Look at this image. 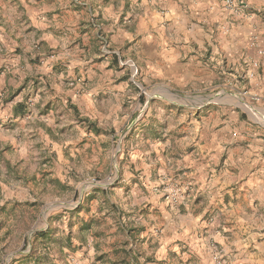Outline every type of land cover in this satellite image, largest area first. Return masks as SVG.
Returning <instances> with one entry per match:
<instances>
[{"label": "rangeland", "instance_id": "374dc122", "mask_svg": "<svg viewBox=\"0 0 264 264\" xmlns=\"http://www.w3.org/2000/svg\"><path fill=\"white\" fill-rule=\"evenodd\" d=\"M96 1L112 13L128 9L132 21L151 10L171 23L160 5L172 6L183 30L194 23L204 35L206 49L181 59L202 60L207 80L143 72L128 42L114 52L101 20L80 36L49 28L59 44L48 47L20 0H0V264H35L37 255L48 264H264V192L256 190L264 184L263 66H252L253 82L241 51L227 62L220 49L221 67L211 59L213 44L224 48L236 34L264 39V0H235L234 10L221 0L193 10L185 6L199 1ZM17 103L25 105L20 116ZM202 152L216 155L203 174L211 180L229 169L240 179L234 190L219 195L177 170L178 160ZM191 216L200 219L192 230ZM47 230L45 243L35 239Z\"/></svg>", "mask_w": 264, "mask_h": 264}, {"label": "crops", "instance_id": "0c3cea01", "mask_svg": "<svg viewBox=\"0 0 264 264\" xmlns=\"http://www.w3.org/2000/svg\"><path fill=\"white\" fill-rule=\"evenodd\" d=\"M22 4V8H27V14L32 18L34 26L37 30L40 31V39L43 40V44L48 47L56 46L59 42H56L55 36L50 32L49 28H54V31H58V28H66L71 33H75V36H80L82 30H85L87 27L92 28L91 22L96 19V21L101 20V28L104 32L110 34L109 42L115 47L114 52H120V50L124 49L127 42L129 44V51L131 49L134 50L137 61L141 64V68L143 72L147 74L150 73V69L156 71L162 76L169 77V79L183 81L188 78L190 80L194 79L198 82H203L207 80L204 74L207 72L208 67L205 66L202 60L195 61V56L190 55V61L182 60L183 54H187L188 52H195L200 54L203 52V49H206L204 46L205 41L203 40V36L201 33L197 31L196 24L192 23V26L189 30H183L177 22V14L176 9H173L172 6H167V4L160 5L161 8L167 10L166 18L171 19V23L164 21V17L159 11H146L141 15L135 16L133 21L131 20V13L128 11H123V8L120 7L119 10L112 13L111 9L107 6L108 4L99 3L96 0H85V4L90 6L86 9H82L73 3V0H59L57 1V6L48 7L46 4H43V8L40 9H28L27 0H20ZM29 2H38V0H28ZM134 0H127V2H132ZM181 2H186V0H180ZM191 1H199L194 5L185 6L186 8L191 7L193 9H200L203 5L201 1L203 0H191ZM205 1V0H204ZM201 2V3H200ZM27 4V5H26ZM41 7V6H40ZM125 15L124 18L128 21H124V25L117 24V20ZM187 12V11H186ZM119 13V14H117ZM194 14V12H191ZM50 15L51 19L47 17H42L44 15ZM33 15V16H32ZM39 17L41 19L39 20ZM110 19H113V23H110ZM117 19V20H116ZM107 22V24L105 23ZM176 26V27H175ZM174 28L175 35L170 36L175 37L176 41L180 40L179 43H174V39L170 38L167 30L169 28ZM183 30V31H182ZM98 32V31H97ZM183 36H182V33ZM87 33V32H86ZM252 35V36H251ZM250 40L246 42L238 41L239 35L236 34L232 36V43H229L223 48L218 47L213 44L211 59H215L216 63L221 67L222 61L217 59L216 54L219 53L220 49L224 50L225 55L228 57L227 62L234 61L232 54L234 51H241V56L243 57V62L247 66V70L243 69V74L247 73V77H249L253 82L258 81V77L254 76V70L252 69L253 65L263 66V73L261 80H264V39L254 38L256 36V31H252L250 33ZM256 39V41H254ZM253 41V42H252ZM211 44V42H209ZM198 49V51L195 50ZM200 52V53H199ZM149 55V57H154L157 61V65L150 61H148L145 56ZM221 55L219 56V58ZM214 74V73H213ZM264 85V83H263ZM264 89V87H263ZM258 90V89H257ZM201 127V123H199V128ZM223 132L212 133V137L216 140H223ZM216 155H205L203 152L200 153L198 159H192V156L183 157L178 160L176 163L177 170L179 169H188L190 173V178L193 179L195 184H202L201 188H212L220 194L226 195L237 187V184L240 179H238L237 175H233L229 169L220 170L218 174L213 173L211 180L208 179L205 174H203L204 169L210 166V161H215ZM228 159L226 160L228 164ZM210 171H215L209 169L206 173H210ZM250 182H244L240 188H244L246 185H249ZM263 189L264 192V184H261L257 187L258 189ZM255 190V191H256ZM261 199H264L262 197ZM255 201V200H254ZM155 204V205H154ZM161 205V204H159ZM226 205V204H225ZM259 205L262 207V200L259 202ZM153 206H158V203L153 202ZM162 206V205H161ZM168 219V218H167ZM169 219H171L169 217ZM189 223V228L192 230L193 227H198L200 223V219L198 217L191 216ZM183 226V225H182ZM168 227V226H167ZM179 228H175V232L178 233ZM217 231L214 228L209 229L208 236L203 238V243H205L209 238L213 237ZM196 233L197 230H196ZM197 236V235H196ZM182 236H177L179 238ZM198 237V236H197ZM172 240V239H170ZM200 243V242H199ZM198 243V245H199ZM254 261V260H253Z\"/></svg>", "mask_w": 264, "mask_h": 264}, {"label": "trees", "instance_id": "16d2710c", "mask_svg": "<svg viewBox=\"0 0 264 264\" xmlns=\"http://www.w3.org/2000/svg\"><path fill=\"white\" fill-rule=\"evenodd\" d=\"M114 55H115V57L116 56L118 57V55H116V54H114ZM14 110H15V115L16 116H20L24 112V110H25L24 103H17L15 105V107H14ZM82 121H88L89 122V125L91 126V128L95 132H97V133H100L101 132L100 127H98L95 122L90 121L88 118H84V119H82ZM102 191H103L104 195H107L104 190H102ZM90 227H91V222L85 223L84 228L89 229ZM49 233L50 232L48 230L47 231H39V232H36V233H34L35 239L36 240H40L41 243H45V238L46 237H49ZM126 252H127V254H129V251H126ZM34 254H35L34 252H30V253H28V256L30 255V256L33 257ZM33 260H34L35 264H40V262H42V264H48V262H46L44 259H42V256L41 255L35 256V258ZM51 264H57V263H51Z\"/></svg>", "mask_w": 264, "mask_h": 264}, {"label": "built area", "instance_id": "2783aa9c", "mask_svg": "<svg viewBox=\"0 0 264 264\" xmlns=\"http://www.w3.org/2000/svg\"><path fill=\"white\" fill-rule=\"evenodd\" d=\"M221 1L224 7L228 10H234L237 6L235 0H221ZM173 198L176 200L178 199V191H175V193L173 194Z\"/></svg>", "mask_w": 264, "mask_h": 264}]
</instances>
